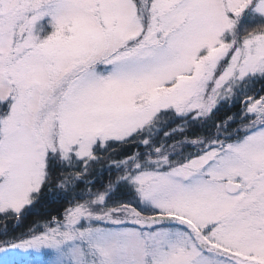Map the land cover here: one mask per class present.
<instances>
[{
	"label": "snow or ice",
	"instance_id": "1",
	"mask_svg": "<svg viewBox=\"0 0 264 264\" xmlns=\"http://www.w3.org/2000/svg\"><path fill=\"white\" fill-rule=\"evenodd\" d=\"M0 264H264V0H0Z\"/></svg>",
	"mask_w": 264,
	"mask_h": 264
},
{
	"label": "trees",
	"instance_id": "2",
	"mask_svg": "<svg viewBox=\"0 0 264 264\" xmlns=\"http://www.w3.org/2000/svg\"><path fill=\"white\" fill-rule=\"evenodd\" d=\"M32 219H38V218L34 217V218H32ZM28 223H31V220H30Z\"/></svg>",
	"mask_w": 264,
	"mask_h": 264
}]
</instances>
